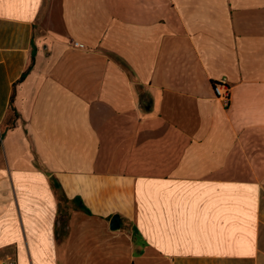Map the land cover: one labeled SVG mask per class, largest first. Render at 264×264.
Here are the masks:
<instances>
[{"label":"crops","instance_id":"0c3cea01","mask_svg":"<svg viewBox=\"0 0 264 264\" xmlns=\"http://www.w3.org/2000/svg\"><path fill=\"white\" fill-rule=\"evenodd\" d=\"M11 261L264 264V0H0Z\"/></svg>","mask_w":264,"mask_h":264},{"label":"built area","instance_id":"2783aa9c","mask_svg":"<svg viewBox=\"0 0 264 264\" xmlns=\"http://www.w3.org/2000/svg\"><path fill=\"white\" fill-rule=\"evenodd\" d=\"M212 89L215 94V97L221 100L224 105L227 107L230 102V88L228 87L225 80H219L212 84ZM8 264H16L11 261Z\"/></svg>","mask_w":264,"mask_h":264},{"label":"water","instance_id":"95a60500","mask_svg":"<svg viewBox=\"0 0 264 264\" xmlns=\"http://www.w3.org/2000/svg\"><path fill=\"white\" fill-rule=\"evenodd\" d=\"M120 225V219L117 215L113 216L110 220V228L112 230H115L119 227Z\"/></svg>","mask_w":264,"mask_h":264},{"label":"trees","instance_id":"16d2710c","mask_svg":"<svg viewBox=\"0 0 264 264\" xmlns=\"http://www.w3.org/2000/svg\"><path fill=\"white\" fill-rule=\"evenodd\" d=\"M24 76V75H23ZM214 83V82H213Z\"/></svg>","mask_w":264,"mask_h":264}]
</instances>
